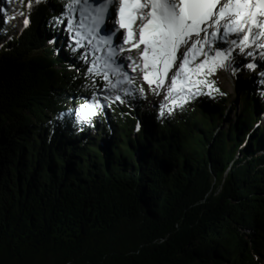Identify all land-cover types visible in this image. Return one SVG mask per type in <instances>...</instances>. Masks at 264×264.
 Wrapping results in <instances>:
<instances>
[{"label":"trees","instance_id":"obj_1","mask_svg":"<svg viewBox=\"0 0 264 264\" xmlns=\"http://www.w3.org/2000/svg\"><path fill=\"white\" fill-rule=\"evenodd\" d=\"M68 2L21 0L0 47V264H264V78L226 127L213 75L212 96L144 110L134 82L91 114L104 64L58 46Z\"/></svg>","mask_w":264,"mask_h":264},{"label":"snow or ice","instance_id":"obj_2","mask_svg":"<svg viewBox=\"0 0 264 264\" xmlns=\"http://www.w3.org/2000/svg\"><path fill=\"white\" fill-rule=\"evenodd\" d=\"M32 3L29 0V9ZM65 7L68 17H56L54 21L72 33L74 46L95 50V40L108 49L103 67H97L93 61L89 71L102 75L110 88H117L121 81L132 84L126 72L127 60L134 65L132 71H138L154 92L166 88L168 94L164 99L174 105L178 101L173 93H185L179 99L184 104L197 95L212 96L218 91L214 81L208 80L218 68L231 65L237 69L243 65L255 70L256 63L237 61L241 55H254L246 49H264V0H69ZM76 9L82 17L87 14L91 18L87 35L73 23L72 14ZM28 23L25 18L24 24ZM105 25L108 31L102 36ZM80 27H84L83 23ZM133 50L137 54L135 59L132 55L114 59L118 51L131 53ZM113 76L119 78L115 83L111 81ZM205 88L207 92L202 91ZM143 91L141 87L140 92ZM116 100L123 103L119 94ZM103 107L100 100L87 105L91 114Z\"/></svg>","mask_w":264,"mask_h":264},{"label":"rangeland","instance_id":"obj_3","mask_svg":"<svg viewBox=\"0 0 264 264\" xmlns=\"http://www.w3.org/2000/svg\"><path fill=\"white\" fill-rule=\"evenodd\" d=\"M20 1L21 0H0V9L3 10L0 11V47L17 37L20 34L21 30H23L25 15L20 9ZM78 16L80 17L79 19L75 20V26L84 35H87L88 28L91 25V18L87 16V14L82 17L81 13H78ZM81 23H83L84 27H80ZM59 35L60 39L62 38L63 40H58V46H61L62 43L64 44V39L69 41L72 37V33L66 31L64 27H62L61 31L59 32ZM93 46H97L95 47V50L94 47L88 48L97 57L98 65L99 63L100 65L104 64L105 58L108 55V51L106 50L105 53L102 52V43L98 42V44H95L93 42ZM126 47L127 45H124V48ZM258 51V48H254V55L252 57H246L241 55L240 59L237 61V63L243 61V64L256 63L257 67L255 70L249 69L243 65L240 68L233 69L231 65H229L223 69L218 68L215 71V75H213L215 82L218 84L219 88L224 91V94H226L228 98V101L224 103L223 113L220 117V126L222 127H226L228 122L234 121L235 113L237 109L241 106V91L239 87L241 86L243 81L246 78L249 79L250 77H257V79L264 78V76L261 75V73H264V55L262 57V55H260ZM134 52L135 50H133L129 55H132L135 59L137 54L136 52ZM121 53L123 52H116L114 59L118 61L121 58V56H119L118 54ZM125 62L128 64L126 72L130 76V78H132L133 83L138 82L146 89L143 98L145 103V105H143L144 110L146 108L148 109L151 107L158 108L160 105H162L165 101L164 97L168 94L167 89H156V91L154 92L152 89L149 88V85L143 80L142 75H140L138 71H132L134 65L127 60H125ZM118 79L119 78L116 76L111 77V81L113 83H115ZM127 85L129 86L130 84L121 81L118 84L117 88H110L108 87V83L106 82V87L104 91L98 96L97 99L102 101L103 105L105 106L106 100H109L111 96H115L118 92H120L119 90L125 88ZM157 92H159L160 94H156ZM174 94L175 93H173V95ZM105 97H107V99H104Z\"/></svg>","mask_w":264,"mask_h":264},{"label":"bare ground","instance_id":"obj_4","mask_svg":"<svg viewBox=\"0 0 264 264\" xmlns=\"http://www.w3.org/2000/svg\"><path fill=\"white\" fill-rule=\"evenodd\" d=\"M117 11H118V8H117ZM79 12H80V10H79ZM73 16V15H72ZM117 19H118V16H117ZM117 28H118V24H117ZM107 31H108V29H107V25H105L104 26V31H102L100 34L102 35V36H104V35H106L107 34ZM95 44H98V41H93ZM121 46H123L124 47V45L122 44V42H121ZM127 48V47H126ZM253 49L254 48H250V49H246V51H253ZM102 52L103 53H105V51L107 50L108 51V49L107 48H105V46L103 45V47H102ZM258 52L260 53V55H262V57H263V55H264V49H259L258 48ZM107 53V52H106ZM135 53V52H134ZM129 54H131V53H129V52H127V51H124L123 53H121V54H118L119 56H121V57H127ZM131 63V62H130Z\"/></svg>","mask_w":264,"mask_h":264}]
</instances>
